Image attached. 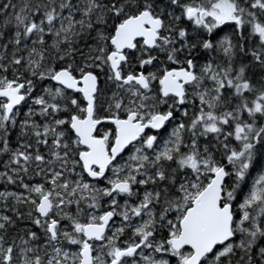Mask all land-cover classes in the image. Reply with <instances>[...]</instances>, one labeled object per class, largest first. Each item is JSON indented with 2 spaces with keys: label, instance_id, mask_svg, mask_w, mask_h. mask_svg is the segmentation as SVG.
Instances as JSON below:
<instances>
[{
  "label": "snow or ice",
  "instance_id": "1",
  "mask_svg": "<svg viewBox=\"0 0 264 264\" xmlns=\"http://www.w3.org/2000/svg\"><path fill=\"white\" fill-rule=\"evenodd\" d=\"M0 264H264V0H0Z\"/></svg>",
  "mask_w": 264,
  "mask_h": 264
}]
</instances>
